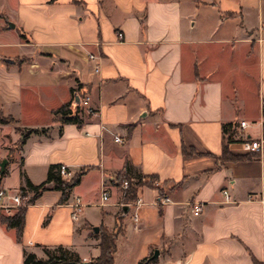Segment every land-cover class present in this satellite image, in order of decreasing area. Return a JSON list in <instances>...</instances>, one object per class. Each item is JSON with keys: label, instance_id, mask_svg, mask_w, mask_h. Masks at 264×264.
Masks as SVG:
<instances>
[{"label": "crops", "instance_id": "0c3cea01", "mask_svg": "<svg viewBox=\"0 0 264 264\" xmlns=\"http://www.w3.org/2000/svg\"><path fill=\"white\" fill-rule=\"evenodd\" d=\"M76 93L93 112L55 122ZM0 113L16 122H0L2 186L85 170L65 203L46 190L26 207L21 240L0 211V264L60 246L90 263L120 229L114 264H264V154L244 147L264 139V0H0ZM229 123L246 159H221ZM17 126L48 131L17 149ZM140 176L156 179L135 207L121 180Z\"/></svg>", "mask_w": 264, "mask_h": 264}, {"label": "trees", "instance_id": "16d2710c", "mask_svg": "<svg viewBox=\"0 0 264 264\" xmlns=\"http://www.w3.org/2000/svg\"><path fill=\"white\" fill-rule=\"evenodd\" d=\"M80 96L82 97L83 95L80 93ZM73 102L74 101H70L54 111L53 115L55 122H58L60 124L73 123L77 125H81L83 123V119L80 116L81 106L74 105ZM0 122L2 124H16L13 117H4L1 113ZM235 130V123L223 125L224 141L221 155V159L223 162L238 161L247 158L246 156H235L229 150V144L232 143L234 140ZM17 131H19L21 134V141L16 147L18 149L25 144L26 140L29 138L30 135L38 133L46 134L48 129H26L17 126ZM11 150L13 151L14 149ZM61 166L62 165L60 164L51 165L48 169L46 180L39 185H34L30 180H27L26 187H23L20 190L26 191L27 189H30L34 192L30 200L31 204H34L36 200L42 195V193L46 190L60 191L62 194L61 203H65L68 200L71 190L81 182V178L84 175L85 170H82L81 172L77 173L72 178H64L60 172ZM5 174L6 170L4 172H1L0 169V182L5 176ZM145 179L147 180L144 181ZM155 179V176H140L136 182L128 181L129 187L126 189V195L124 197V200L129 202L134 201L136 199L138 187L140 185L146 184L153 185L152 182L155 181ZM121 181L123 184L125 180L122 179ZM26 210V207H20L12 215H1V220L3 223H5L9 228H16L17 238L19 240H21L22 238L25 227ZM120 231L121 229L114 232H110L107 230L101 232V254L89 264H114V255L117 250L116 239ZM44 250L47 255L46 259L37 257L35 253L25 252L24 264H76L81 262L79 256L62 246L57 247L55 249H49L45 247ZM140 264H144V262L142 261L140 262Z\"/></svg>", "mask_w": 264, "mask_h": 264}, {"label": "built area", "instance_id": "2783aa9c", "mask_svg": "<svg viewBox=\"0 0 264 264\" xmlns=\"http://www.w3.org/2000/svg\"><path fill=\"white\" fill-rule=\"evenodd\" d=\"M119 37L122 38V35L119 34ZM91 58H94L93 55H91ZM79 97V98H77ZM89 97H81L79 93H76L75 99H74V105H80L81 107H85L88 109L90 113L93 112V109L89 105ZM246 122H241V126L245 127ZM118 142H121L122 139L119 137H116L115 139ZM244 147L249 152H260L261 154H264V139L259 140H246L244 143ZM61 175L64 178H69L71 176V173L68 171V168L65 165L61 166L60 169ZM129 187L128 180H125L122 184L123 188V198L126 195V189ZM34 192L30 189H27L26 191H13L9 188H6L1 185L0 182V211L4 213L5 215H12L18 208L20 207H28L31 205L30 200L33 196ZM226 198L229 200L230 197L228 195V192H225ZM110 198V193L108 190L103 189L101 199L102 203H105ZM169 199L165 198L164 202H168ZM141 204H143V201L141 199H137L130 205H134L135 207H139ZM203 208L201 205H194L193 211L195 215H199L202 212ZM83 212V204L81 203V200L79 198L76 199V202L73 204V212L72 217L74 220H78L81 213ZM135 221L138 220V216L134 215Z\"/></svg>", "mask_w": 264, "mask_h": 264}, {"label": "water", "instance_id": "95a60500", "mask_svg": "<svg viewBox=\"0 0 264 264\" xmlns=\"http://www.w3.org/2000/svg\"><path fill=\"white\" fill-rule=\"evenodd\" d=\"M10 25L14 26L13 24H10ZM77 98H79V97H77ZM7 163H8V160H7V159H4V160L0 163V169H1V172H4V171H5V168H6ZM126 208H128V206H127ZM94 230H95L96 232H98V231H99V228H98V227H94ZM158 254H159V252H158V251H155L154 257H157ZM76 264H89V263H88V262H84V261H82V262H79V263H76Z\"/></svg>", "mask_w": 264, "mask_h": 264}, {"label": "rangeland", "instance_id": "374dc122", "mask_svg": "<svg viewBox=\"0 0 264 264\" xmlns=\"http://www.w3.org/2000/svg\"><path fill=\"white\" fill-rule=\"evenodd\" d=\"M14 124V123H13Z\"/></svg>", "mask_w": 264, "mask_h": 264}]
</instances>
